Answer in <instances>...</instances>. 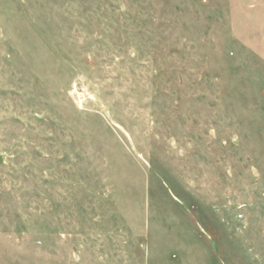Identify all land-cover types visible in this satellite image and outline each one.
Returning a JSON list of instances; mask_svg holds the SVG:
<instances>
[{"label":"rangeland","instance_id":"374dc122","mask_svg":"<svg viewBox=\"0 0 264 264\" xmlns=\"http://www.w3.org/2000/svg\"><path fill=\"white\" fill-rule=\"evenodd\" d=\"M0 264H264V0H0Z\"/></svg>","mask_w":264,"mask_h":264}]
</instances>
